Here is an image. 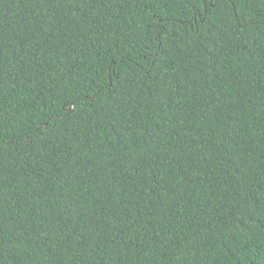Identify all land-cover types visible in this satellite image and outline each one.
I'll list each match as a JSON object with an SVG mask.
<instances>
[{
	"label": "trees",
	"instance_id": "obj_1",
	"mask_svg": "<svg viewBox=\"0 0 264 264\" xmlns=\"http://www.w3.org/2000/svg\"><path fill=\"white\" fill-rule=\"evenodd\" d=\"M0 264H264V0H0Z\"/></svg>",
	"mask_w": 264,
	"mask_h": 264
}]
</instances>
